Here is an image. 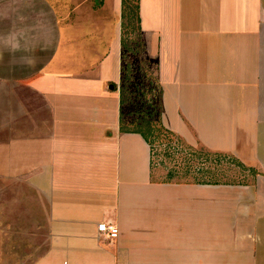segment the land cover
Instances as JSON below:
<instances>
[{"label": "crops", "instance_id": "obj_1", "mask_svg": "<svg viewBox=\"0 0 264 264\" xmlns=\"http://www.w3.org/2000/svg\"><path fill=\"white\" fill-rule=\"evenodd\" d=\"M140 25L161 128L260 173L154 166L122 121L123 0H0V264H264V0H140Z\"/></svg>", "mask_w": 264, "mask_h": 264}, {"label": "rangeland", "instance_id": "obj_2", "mask_svg": "<svg viewBox=\"0 0 264 264\" xmlns=\"http://www.w3.org/2000/svg\"><path fill=\"white\" fill-rule=\"evenodd\" d=\"M130 4V9L128 11H132L133 14V6H135V0H131ZM132 14V19H128L127 21L130 24H128L125 29V39L129 42V44H131V40H137V31L135 30V21ZM134 45L136 49L133 48L131 50L134 52V56L127 59V65L129 68L126 70V80L127 82H130V87L132 89L135 86L138 89L139 85L144 79L146 67H143L142 60L144 61V59H142V56L138 57V54L136 53V50H139L138 44L135 43ZM153 68H155V66ZM146 76L147 80L145 78V81L148 82L151 76L148 75V73H146ZM148 91L149 89L147 90V92ZM151 94L152 92H149L145 95V97H149V95ZM137 102L138 101H133L131 104L126 105L122 108L123 119L126 122H131L139 118L136 112V109L139 107L137 105ZM146 108V106L144 107L143 105H141L139 107V110L143 111L146 110ZM151 125L156 130L150 136L154 150V166L161 170V174L163 172V175L164 177H166V179L169 177L168 175L171 172H175V179L185 180L188 178H192L193 181L195 177L203 176V170L221 169L222 174L226 175L225 177L235 178L245 183H249L254 180L252 174L249 171H245L241 167L228 162L230 160L229 157L221 159L219 160V163H217L216 161L212 162L211 159L209 160L205 154L197 156L192 153V149L188 147L187 143L183 142L180 138L164 131L158 122H154V119ZM196 147L198 148L200 146L198 145Z\"/></svg>", "mask_w": 264, "mask_h": 264}, {"label": "trees", "instance_id": "obj_3", "mask_svg": "<svg viewBox=\"0 0 264 264\" xmlns=\"http://www.w3.org/2000/svg\"><path fill=\"white\" fill-rule=\"evenodd\" d=\"M131 0H123V26H124V33H123V78H122V86H121V96H122V108L126 105L131 104L133 101H138L137 105L140 107L143 105L146 106V110H139V107L136 109V112L139 116L138 119H135L131 122H126L124 119L122 120L123 123L128 126L129 128H132L136 132L142 133L146 139H148L151 143L150 136L153 132H155V128L151 125L152 121L154 119V122H158L161 127V115H162V87L159 82V79L156 75V68L154 67V64L149 63L148 60L145 57V45L141 34V25H140V0H135V6H133V14L132 11H128L130 9ZM133 15V19L135 21V30L137 31V40H131V44H129L128 41L125 39V29L126 26H128V19L131 20ZM138 44L139 50H136L138 57L142 56L143 67H146L144 79L139 85V88L137 89L136 86L133 87V89L130 87V82H127L126 80V70L129 68L127 65V59L134 56V52L131 51L133 48H135V43ZM133 45V46H132ZM145 62V64H144ZM131 63V62H128ZM150 75V80L148 82L145 81V78L147 80V76ZM155 76V78H154ZM137 89V90H136ZM149 91L147 92V90ZM145 90V93H144ZM139 92V95H138ZM149 92H152L149 97H145V95ZM155 94V95H154ZM139 110V111H138ZM123 117V115H122ZM133 126V127H132ZM137 126V127H134ZM128 129V128H126ZM169 133V132H168ZM192 153L201 156L202 154L206 155L208 159L212 160V162L219 163V160L225 159L227 157L230 158L228 162L233 163L234 165L241 167L245 171H249L253 179L257 176L259 172L258 169L255 167L246 166L244 163H242L239 159H237L235 156H232L230 154L212 151L210 149H207L204 146L200 147H194L192 146ZM203 176L201 177H195L194 182L196 183H209V184H248L247 182H242L240 180H237L235 178H228L225 177L226 175L222 174L221 169H206L203 170ZM222 174V175H221ZM252 182V181H251ZM250 183V182H249Z\"/></svg>", "mask_w": 264, "mask_h": 264}, {"label": "built area", "instance_id": "obj_4", "mask_svg": "<svg viewBox=\"0 0 264 264\" xmlns=\"http://www.w3.org/2000/svg\"><path fill=\"white\" fill-rule=\"evenodd\" d=\"M99 231L106 234L109 238L115 239L119 236V228L116 225L101 223Z\"/></svg>", "mask_w": 264, "mask_h": 264}]
</instances>
